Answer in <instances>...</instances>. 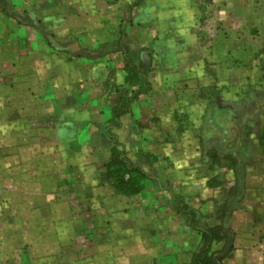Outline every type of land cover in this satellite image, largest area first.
<instances>
[{
  "label": "crops",
  "instance_id": "crops-1",
  "mask_svg": "<svg viewBox=\"0 0 264 264\" xmlns=\"http://www.w3.org/2000/svg\"><path fill=\"white\" fill-rule=\"evenodd\" d=\"M210 7L202 0H7L5 9L29 15L25 23L0 6L7 71L0 78L12 89L0 99L32 104L19 109L29 124L19 122L32 128L35 149L61 145L63 171H82L61 172L78 188L59 192L49 186L52 161L32 157V212L45 214L46 228L51 213H64L61 248H85L72 259L60 253V264H191L204 237L180 211L179 201L192 195L180 174L197 165L195 135L213 125L212 88L231 69L207 48ZM71 149L82 154L75 165ZM113 150L147 174L139 193L124 195L107 177ZM217 244L224 246L213 242L210 254ZM228 255L221 264H231ZM5 258L0 253V263ZM54 258L26 255L17 264Z\"/></svg>",
  "mask_w": 264,
  "mask_h": 264
},
{
  "label": "rangeland",
  "instance_id": "rangeland-1",
  "mask_svg": "<svg viewBox=\"0 0 264 264\" xmlns=\"http://www.w3.org/2000/svg\"><path fill=\"white\" fill-rule=\"evenodd\" d=\"M202 1L212 5L207 9L212 19L207 27L211 41L207 48L217 61H223L221 66L226 62L231 69L229 75L222 74L223 85L218 81L219 85L212 88L216 96L213 125L195 135L197 145L201 146L195 158L197 165L185 168L186 175L180 174V181H189L186 186L192 195L187 203L182 198L179 207L185 220L203 232L211 225L227 224L232 229L234 246L228 255L231 264H264V0ZM2 67L0 77L1 73L7 76ZM3 81L0 78V96L6 97L7 90L12 91L11 83ZM31 105L25 103L24 107L14 102L12 95L7 100L0 99V253L6 256L0 264H17L26 255L38 259L56 256L57 260L54 258L47 264H60V253L72 259L85 250L82 243L74 242L67 249L61 248L59 235L64 234L66 227L64 213H51L46 228L45 214L32 212V157L52 161L47 170L53 174L50 187L66 192L77 189L78 184L72 186L70 180H61L60 173L64 172L59 161L61 145L56 144L55 149L47 152L43 145L37 151L32 142V128L20 125V119L27 124L29 121L19 116V109H29ZM247 114L250 117L243 122ZM219 128L227 129L228 133H220ZM69 154V158L74 157L73 165L78 154L82 155L73 149ZM66 161L69 165V160ZM68 173L70 177H78L82 171L75 166L63 174L65 178ZM76 216L78 220V212ZM53 224L57 228L51 239L46 238ZM203 237L202 243L204 233ZM221 247L222 244H217L213 249L220 251ZM224 254L225 251L208 257L207 264H214L213 259L216 262Z\"/></svg>",
  "mask_w": 264,
  "mask_h": 264
},
{
  "label": "trees",
  "instance_id": "trees-1",
  "mask_svg": "<svg viewBox=\"0 0 264 264\" xmlns=\"http://www.w3.org/2000/svg\"><path fill=\"white\" fill-rule=\"evenodd\" d=\"M2 4V5H1ZM7 1H0V6L3 8V11L7 14L16 18L17 20H24L25 23H29L31 18L29 15H26L25 18L21 17L20 15L16 14L13 11L5 9V5ZM255 112H252V114ZM250 117L247 114L243 122ZM241 123V122H240ZM241 125V124H240ZM241 131V130H240ZM241 136V133L238 134V140ZM238 145V144H237ZM107 168V177L111 178L114 181V186L118 191H120L124 195H134L139 193L145 186V181L147 178V174L142 171L139 167L131 166L128 163V160L121 155V152L117 150L112 151V156L110 161L106 165ZM205 241L202 245L198 248V250L194 253L193 259L191 264H207V258L210 256L214 258L215 255L225 251V254H228L229 251L233 249L234 246V232L232 229L227 225L224 224L223 226H214L211 228H207L204 232ZM224 241V246L220 251H213L210 254L212 249L213 242H221ZM224 254V255H225ZM223 256L218 258L216 262L213 259L214 264L222 263Z\"/></svg>",
  "mask_w": 264,
  "mask_h": 264
}]
</instances>
